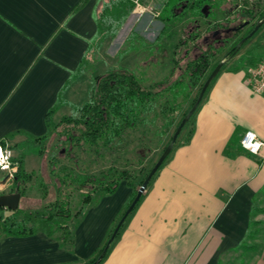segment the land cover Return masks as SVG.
Wrapping results in <instances>:
<instances>
[{
	"label": "crops",
	"instance_id": "0c3cea01",
	"mask_svg": "<svg viewBox=\"0 0 264 264\" xmlns=\"http://www.w3.org/2000/svg\"><path fill=\"white\" fill-rule=\"evenodd\" d=\"M80 1L0 0V139L28 172L34 168L26 166L24 152L34 147L33 156H40L32 135L45 133L46 113L96 31L98 0L74 12ZM87 74L67 90L68 100ZM245 79L222 73L209 87L194 115L192 139L171 151L99 264H221L239 248L251 221L264 225V157L240 145L247 130L264 141V96ZM16 130L22 132L4 138ZM131 191L122 181L114 193L85 205L70 243L43 232L1 236L0 264L87 263ZM246 264H264V252Z\"/></svg>",
	"mask_w": 264,
	"mask_h": 264
},
{
	"label": "trees",
	"instance_id": "16d2710c",
	"mask_svg": "<svg viewBox=\"0 0 264 264\" xmlns=\"http://www.w3.org/2000/svg\"><path fill=\"white\" fill-rule=\"evenodd\" d=\"M242 1L243 5L233 4L231 0H162V9L158 18L164 23V27L155 41L148 43L136 31L131 30L126 38L127 46L118 52L120 58L134 50L147 52L144 61L145 67L139 68V70L124 66L108 68L104 73L92 78L91 94L88 100L81 104H75L65 97V93L75 81L85 74L90 60L99 53L98 50L102 48L105 40L117 38L121 29L130 19L136 5L134 0H98L93 11L96 31L89 39L87 49L78 66L70 72L68 79L58 92L55 103L47 111L44 122L46 123L45 133L32 135L34 142L38 144L40 157L47 160L49 173L57 178V183H50L41 175L42 200L46 203L44 206L26 210L20 206L16 210L0 208V237H23L43 232L48 236H55L61 244L70 243L76 227L75 218L83 214L85 205L114 193L119 184L126 181L132 191L123 210L117 216L118 224L157 161L149 169L144 167L142 160H139V168L124 167L119 169L111 165L97 176L84 170L76 171V168L63 163L64 159L72 161L77 167L79 157L76 153L74 154V151L81 154L92 153L98 158L119 154L132 135L142 132L141 128L152 126L157 120L162 122L157 131L158 134L164 137L168 136L161 151L162 154L166 146L170 144L177 127L184 118L183 116L197 101L205 78L218 65L217 55L224 49L223 47L210 48L207 45L198 44L203 33L198 22L200 19L206 20V32H209L224 27L226 22L235 24L243 17L251 20L256 19L247 32L249 34L258 21L264 17V0ZM87 2L88 0H81L74 12L81 9ZM230 17H234V19L230 21ZM186 21L195 24V29L189 34V41L193 44L192 48L187 49L188 52L182 58L183 62L174 60L173 67L161 80L147 84V69L161 63L158 56L162 52V42L169 36L170 28ZM252 38L253 36L249 37L240 47L238 44L243 38L238 39L230 47L227 58L235 56L237 51ZM183 42L185 41L180 40L174 47ZM194 49L196 53H194ZM211 83L206 87L204 96L210 89ZM196 88H198L197 93L192 98ZM191 98V103L184 110L183 103L188 102ZM63 106H68L70 113L63 114L60 120L55 122L53 117ZM195 113L196 110L180 130L173 149L187 144L192 139L195 132ZM172 129V133L169 134ZM19 132L22 130L12 131L4 138H9ZM0 144L4 145V139H0ZM169 156L170 154L167 158ZM12 160L18 164V172L7 189L3 192L0 191V194L19 192L22 198L27 184L35 177V173L25 170L22 158L13 156ZM167 160H164L153 175L147 188ZM51 186L54 187L52 192H50ZM76 194L80 197L82 205L73 211L71 198ZM144 195L145 192L135 208ZM4 210L8 213L5 214ZM117 224L112 228L105 244L87 263L83 264H99L106 257L108 252L106 246ZM257 224V222L251 221L246 237L238 249H252L253 246L248 245V240L257 236L259 232Z\"/></svg>",
	"mask_w": 264,
	"mask_h": 264
},
{
	"label": "rangeland",
	"instance_id": "374dc122",
	"mask_svg": "<svg viewBox=\"0 0 264 264\" xmlns=\"http://www.w3.org/2000/svg\"><path fill=\"white\" fill-rule=\"evenodd\" d=\"M249 1L251 2L254 0ZM138 2L141 7L136 10L137 12H134L135 15L130 17L128 22L121 29L117 38L105 40L102 48L98 50L99 53L90 60L86 70L88 71L87 76L81 78L78 84L72 88L71 93H69V100L72 103L81 104L88 100L91 94L92 78L96 75L104 73L108 68L114 66H124L129 69L139 70V68L145 67L144 61L147 56V52L145 51L134 50V52H130L122 58L118 56V52L120 50L122 51V49L127 46L126 38L131 30L136 31L146 42L152 43L164 27V23L159 20L158 16H154L152 13H159L161 11L162 0H145L144 2L138 0ZM231 2H233V4L240 3V5H243L242 0H231ZM244 18L247 19L246 17H243V19ZM233 19L234 17H230V21ZM252 23H254V21H252ZM198 26H200L201 32H203L202 37L198 40V44L204 46L205 43L203 41V37H208L210 39L211 32H206V20L204 19H200ZM263 28L264 25L243 48L237 51L238 53L234 57H230L226 61L225 59L227 58L230 47L240 38L241 35H237L233 41L223 47L224 49L217 55L216 59H218L219 62L224 60L225 63L222 65L219 73L211 83V86L222 73H240L245 79L247 73L246 68L248 65L253 64L255 61L264 59V44H261L264 43V35L261 34ZM194 29L195 24L188 21L179 23L170 28L169 36L162 42V52L158 56L161 63L157 64L153 68L147 69V84L161 80L163 76L166 75L173 67L175 59L176 61L180 60L183 62L182 58L188 52L187 49L192 48L191 46L193 44L189 41V34H191ZM180 40L185 42L179 44L177 47H174V45L178 44ZM249 46L252 47L250 50L247 49ZM194 53H196L195 49ZM206 79L207 77L205 80ZM197 89L198 88L194 90L192 98L196 95ZM192 98L188 102L183 103L184 110L187 109ZM69 113L70 108H68V106H63L60 111L54 115L53 119H55V122H58L63 114ZM161 124V120H157L152 126H144L141 128L142 132L132 135L128 139L129 142L125 144L124 149L121 150L119 154L116 153L111 157L98 158L92 153L81 154L78 151H74V154L76 153L79 157L78 166L75 167L74 163L72 161L69 162L67 158L64 159L63 163L76 168V171L80 172L84 170L97 176L101 175V173L106 171L111 165L112 167L119 169L124 167L139 168V160H142L144 167L149 169L161 156V151L168 140V136H160L157 132ZM172 131L173 129L169 134H171ZM10 148L11 147L9 146V149ZM29 150L27 148V152H24L26 166L31 169L34 168L33 171L35 173V177L32 178V181L29 184H27L24 196L21 198V204L19 206L23 210L35 209L46 204L44 200H42L43 193L40 188L42 176L48 182L50 181V183H57V178L49 173L47 160L41 158L40 156L39 159L37 156L34 157V147H31V150ZM12 155L14 154L12 153ZM15 157L18 158L16 155ZM5 175V173H0V180L4 179ZM53 190L54 187L51 186L50 192ZM81 205L82 203L80 197L77 194L72 196L71 206L73 211L77 210ZM6 213L8 212L5 211V214ZM257 229L259 230L257 236L254 239L248 240V245L253 246L252 249H242L229 252L222 257L221 264H246L249 258L253 257L254 254L256 255L264 252V225L257 226Z\"/></svg>",
	"mask_w": 264,
	"mask_h": 264
},
{
	"label": "water",
	"instance_id": "95a60500",
	"mask_svg": "<svg viewBox=\"0 0 264 264\" xmlns=\"http://www.w3.org/2000/svg\"><path fill=\"white\" fill-rule=\"evenodd\" d=\"M250 23L249 20H242L241 23L235 27H233L231 29L232 32H238L240 29L245 28V26H247ZM264 24V17L262 20L258 21V23L256 24V26L254 27V29L251 31V33L243 38L239 44L238 47H240L249 37L253 36L258 30L259 28ZM225 63L224 60L218 62V65L215 67V69L209 74V76L207 77V79L205 80L202 89L199 93L198 99L195 102V104L192 106V108L188 111V113L183 116L184 118L182 119V121L180 122L179 126L177 127L172 140L170 142V144L168 146H166V149L163 151V153L161 154V156L159 157V159L157 160V162L155 163V165L153 166V168L150 170V172L148 173L147 177L145 178V180L143 181L142 185L140 186V188L138 189V193L135 197V199L133 200V202L131 203V205L128 207V209L126 210L125 214L123 215V217L120 219V221L118 222L107 246L106 249L109 247L110 243L113 241V239L116 237L118 230L120 229L121 225L124 223L125 219L128 217V215L132 212V210L135 208L137 202L139 201V199L141 198L143 192L146 190L149 181L151 180V178L153 177V175L157 172V170L159 169V167L162 165V163L164 162L165 159H167V156L170 154V152L173 149V146L180 134V130H182V128L184 127V125L186 124V122L193 116L195 110L197 109L200 101L202 100L204 93L206 91V87L209 86V84L211 83L212 79L216 76V74L219 73L222 65ZM20 201H21V194L19 192H15V193H1L0 194V208H6V209H10V210H16L19 205H20Z\"/></svg>",
	"mask_w": 264,
	"mask_h": 264
},
{
	"label": "built area",
	"instance_id": "2783aa9c",
	"mask_svg": "<svg viewBox=\"0 0 264 264\" xmlns=\"http://www.w3.org/2000/svg\"><path fill=\"white\" fill-rule=\"evenodd\" d=\"M135 10L141 6L138 0H134ZM145 9V8H143ZM154 16H158L159 13L152 12ZM140 14V13H139ZM246 83L250 89L261 96H264V59L258 60L246 68ZM241 147L250 154L264 157V141L259 139L255 132L247 130L243 133L240 140ZM12 153L8 146L0 145V169L6 175L4 179L0 180V190H2L4 184L14 180V175L18 172L19 166L12 160Z\"/></svg>",
	"mask_w": 264,
	"mask_h": 264
},
{
	"label": "flooded vegetation",
	"instance_id": "af4514ba",
	"mask_svg": "<svg viewBox=\"0 0 264 264\" xmlns=\"http://www.w3.org/2000/svg\"><path fill=\"white\" fill-rule=\"evenodd\" d=\"M247 19H245V20H247ZM242 20H244V19L243 18L239 19L238 22L235 24H231L229 22H226L224 27L211 30L210 31L211 32L210 39L208 37H203V41H204L205 45H207L210 48H212V47L221 48V47H224L225 45L229 44L231 41H233V39L237 35H241L240 38L247 37L251 33L250 32L249 34H247L248 30L254 24V23H252V21L255 22L256 19H254V20L248 19L250 21V23L247 26H245V28L240 29L238 32H232L231 29L233 27L239 25Z\"/></svg>",
	"mask_w": 264,
	"mask_h": 264
}]
</instances>
